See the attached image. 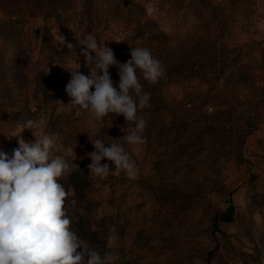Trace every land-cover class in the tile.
Instances as JSON below:
<instances>
[{
	"label": "trees",
	"instance_id": "16d2710c",
	"mask_svg": "<svg viewBox=\"0 0 264 264\" xmlns=\"http://www.w3.org/2000/svg\"><path fill=\"white\" fill-rule=\"evenodd\" d=\"M184 1L160 0L163 8L168 4L170 10L173 8L175 11ZM22 2H26L25 10L29 17H40L44 21L52 18L59 28L71 22L72 29L66 36V43H72L74 49L69 50L66 43L62 45L56 41L47 24H43L37 35L30 39L22 28ZM207 2L189 0L187 7L191 13L200 15ZM229 2L231 6L237 3L244 5L247 28L251 30L249 26L259 0ZM2 3L7 11L5 19H0V149L10 155L18 147L19 138L34 142L32 130L21 131L24 121L33 119L43 121L41 128L34 132L37 138L44 134L52 135L63 150L70 149L73 156H80L79 167H76L67 155L55 149L53 151V156L62 155L72 166L70 174L60 178L69 193L65 204L71 219V230L101 255L112 252L109 240L111 236L116 239L118 247L115 248V255L119 256V260L112 264H141L150 255L153 258L146 264H232L234 258L243 264H260L262 253L259 248L264 246V236L258 235L254 227L256 206L245 213L239 210L232 197L236 187L231 189L226 183L223 171L230 161L238 167L248 162L243 150L248 136L256 130L253 121L259 119V109L264 108V70L261 74L255 73L254 69L258 66L242 62L249 52L243 55L241 48H228L224 40L228 17L210 16L218 26L214 39L205 34L181 40L166 33L148 15L151 0H2ZM111 23H120V30L126 33L123 47H128V50L122 51L117 45L111 47L118 61L123 63L130 59L131 47H146L161 62L163 69L162 76L155 83L145 81L140 74L143 91L150 96L149 105L138 110L146 121L142 144L153 147L154 153H151L157 169L155 179L141 175L139 186L145 189L141 198L149 194L155 200L154 218L160 213L162 216L163 208L188 213L201 203V218L194 223L186 221L188 229L183 233L186 242L190 237H200L201 245L176 247L180 234L170 220L164 221L157 230L149 231L146 227L149 218H145V223L133 235L134 248L128 252L125 243L131 228L129 216L125 217L122 207L127 204V193L133 189L130 184L133 178L130 179L124 172L119 176L100 178L88 169L91 161L85 148L93 146L89 139L96 137L109 144H122L136 162L130 145L123 139L132 122L125 121L122 115L109 114L100 118L99 128L88 136L82 124L76 122L83 121L76 108L66 107L70 99L65 91L69 78L61 74V68L74 57L72 51L79 53L82 47L79 44L85 34L94 35L102 46V37ZM210 26L211 22H208L207 27ZM37 38L40 39L38 43ZM33 49H37V53L33 54ZM47 67L49 70L46 73ZM93 67L90 63L89 68ZM109 71L112 80L118 84L117 67L112 66ZM223 77L228 85H246L252 90L249 98L244 97L238 103L241 108L228 103L221 94L219 82ZM188 80H200L208 85L205 92L190 99L194 102L192 108H186V103L172 100L166 94L168 85ZM259 82L261 85L257 86ZM59 88L64 90L63 107H59L52 95V91ZM212 102L216 104L214 111L208 113V104ZM188 105L191 106V102ZM7 129L18 131V136ZM104 162H107L106 158ZM207 163L210 175L200 178L196 165L201 167ZM110 167L114 165L110 164ZM181 168L185 170L181 172ZM179 177L180 181H177ZM252 177L257 178L255 175ZM97 184L108 185L112 189L127 185L120 195L114 194L110 199V204L115 207L113 213L103 206L102 199L91 196ZM217 197L226 198L225 207L214 202ZM253 198L255 201L261 198L257 208H262L264 193ZM141 211L146 216L143 205ZM246 213L249 217L245 220ZM119 219L122 220L117 225ZM234 223H240L239 233L231 236L223 226ZM247 242L251 250L244 247ZM165 248L170 249L171 254L166 256L165 261H158L154 256L156 251L166 255Z\"/></svg>",
	"mask_w": 264,
	"mask_h": 264
},
{
	"label": "clouds",
	"instance_id": "9594fccd",
	"mask_svg": "<svg viewBox=\"0 0 264 264\" xmlns=\"http://www.w3.org/2000/svg\"><path fill=\"white\" fill-rule=\"evenodd\" d=\"M60 41L65 45L61 34ZM79 45V53L71 52L75 62L79 64L82 56L86 65L91 63L99 71L96 75L91 70L86 75L80 67L69 71L67 105L99 118L122 115L132 122L130 131L123 135L124 141L142 144L146 121L138 110L149 105L150 96L143 91L140 74L149 83L157 82L163 74L161 62L148 48L131 47L130 59L121 63L113 50L105 43L101 46L91 33L85 34ZM66 47L74 49L70 42ZM112 66L118 69V84L111 78ZM42 124V120L27 119L21 131L32 130L35 141L19 138L18 147L10 155L0 149V264H112V256L101 255L71 230L65 204L69 193L60 178L70 174L72 166L62 155L53 156L56 141L52 135L36 137L34 132ZM89 141L94 148L87 153L92 173L105 178L124 172L130 179L135 178L136 162L122 144H109L100 137ZM105 158L107 162L102 163Z\"/></svg>",
	"mask_w": 264,
	"mask_h": 264
},
{
	"label": "rangeland",
	"instance_id": "374dc122",
	"mask_svg": "<svg viewBox=\"0 0 264 264\" xmlns=\"http://www.w3.org/2000/svg\"><path fill=\"white\" fill-rule=\"evenodd\" d=\"M188 1L189 0H185L180 8L175 11L173 10V8H171L170 10L168 4L163 8L161 6L160 0H151V3L149 5L151 7V11L148 10V15L153 18L158 23L159 27L166 33L173 36L175 35L178 38H181V40L191 39V37L196 38L200 35L205 34L211 35L214 39L215 35L217 34L215 30L218 26L217 21H213L210 16L216 15L217 17H220L222 15H225L229 20L224 31V40L228 45V48H241L240 51L243 55L249 52V55L246 56L247 58L245 57L242 62H247L251 65L258 66V68H255L254 71L255 73L261 74V72L264 70V0H259V3L256 7V14L251 25L249 26L251 30L249 31L247 28L248 21L244 16V5L242 4L237 3L236 5L231 6L229 0H208L206 6H204V9L201 10L202 12L200 11V15H198V13L196 14L195 12L191 13V9L187 7ZM22 6H24V9L21 8V14L24 17V24L22 25V28L24 33H26V35H28L30 39H33L34 36L37 35V32L43 24H47L50 27V32L55 37L56 41L61 42L60 34L63 35L65 37V41H67L66 36L69 35L72 29L71 22H66L63 25V28H59L56 26L55 21L52 18L44 21L40 17H29L27 11L25 10V7H27L26 2H22ZM6 11L7 7H5L2 3V0H0V19H5ZM209 19L211 20L209 21ZM208 22H211L210 28L207 27ZM120 26V23H111L107 31L104 33V36L102 37V44L105 43V46L109 48H111L113 45H117V47H119L122 51L125 49L128 50V47H123V37L126 33L125 31L122 32L120 30ZM39 40L40 39L37 38L36 42L38 43ZM31 52L35 54L37 53V49L31 50ZM78 62L80 66L75 62V57L68 59L66 64L61 68V74L64 77L70 79L71 77L69 71L76 70L79 67V71L83 73L89 74L91 70L93 75L98 74V70H96L95 67L89 68V65L85 64L82 56L79 58ZM228 74L229 71L226 74L227 77ZM258 85H261V83H257V86ZM219 87V89L221 90V94L226 97L228 103H231L232 105H238L239 108H241V106L238 103L243 101L244 97L249 98L252 95V90H250L249 87H247L246 85L243 86L241 84L228 85L226 83L225 77L220 80ZM207 89L208 85L206 84V82H202L200 80H188L168 85L166 87V94L172 100H181L182 103H186V108H192L194 102H192L190 99H192L196 94H202ZM63 93L64 90L62 88L52 91V95L56 98L59 107L64 106V98L62 97ZM69 100L67 101V104ZM189 102H191V106L188 105ZM215 105L216 104L214 102L208 104V108H212V110L208 111V113H212L214 111ZM66 107L75 108L71 105H67ZM260 112L261 114H258L259 119L253 121V123H255L254 125H256V130L252 135L248 136L244 145L243 153L248 162L238 167L232 161H230L224 169L223 173L226 176L225 181L231 186V189L236 187L232 197L235 203L238 205L239 210L245 213L249 208H253L254 206H256V212L253 215L255 223L254 227L258 235L264 236V205L262 206V208H257L260 204L261 198H259L257 201H255L253 198L254 195L264 193V158L262 156L264 155L263 107L259 109V113ZM78 114L83 118V121H81L82 123H80V121L76 122L78 124H82L81 127L83 126L84 130L87 132L86 134L89 136L95 133L99 128L100 118L87 111H78ZM7 131L13 135H16L18 133V131H10L9 129H7ZM55 141V150L60 153H64V155H67L73 165H75L73 162L77 164L80 161V156H73L70 149L63 150L56 138ZM85 149L88 150V152L94 150L93 146L86 147ZM130 150L136 158L138 172L135 178H133V181L130 183L131 186H133V189L129 190V192L127 193V204L122 207V209L125 210L126 213L125 217L129 216L128 222H130L129 228H131L129 236H127L125 243L127 251L129 252L134 248V246L132 245L133 235H135L137 228L145 223V218H149L147 219L146 223V227L147 229L149 228V231H153L154 229L157 230V228H159L164 221L170 220L175 227L176 232L181 236H179L178 238L179 240L177 241L176 247H180V245L184 247L190 244H203L200 237H197L196 239L190 237L188 238L187 242L183 237V233H185L188 229L185 222L187 221V223H194V221H197L201 218V203L190 209L188 213H177L176 211H169L168 209L163 208V210L161 211L162 216L160 213L157 217L154 218L153 215L156 208H154L153 206L155 205V200L149 194L145 195L144 199H142L141 195L145 192V189L139 186L141 175L145 178H156L155 175L157 173V169L154 164V156L151 153L154 151L153 147L148 148L143 144H136L130 145ZM194 162H197V160ZM196 167L198 168L196 172L199 174L200 178L202 177V175H210V171L208 169L210 167L209 163L201 167L200 165H196ZM180 170L181 172H183L185 169L181 168ZM252 175L257 176V178L254 179ZM177 181H180V177L177 178ZM126 186L127 185L120 186L119 189L118 187L116 189H112L108 185L97 184L95 189L91 192V196L102 199L104 201L103 206L108 207L107 209L110 210L111 213H113L115 211V207L113 204H110V199L114 194L120 195L126 188ZM225 200V197H217L216 199H214V202H218L221 207H225ZM142 205L146 216H144L143 212L141 211ZM248 217L249 216L246 213L245 220ZM121 220L122 219H119V221L116 222L117 225L120 224L119 222H121ZM223 228L231 236L238 235L240 223L225 225L223 226ZM163 229L167 230L165 226H163ZM232 239L236 240L235 237H232ZM117 245L118 243L116 239L111 236L109 240V247L112 249V252L109 254V256L113 257L112 263L116 260H119V256L115 255V248L118 247ZM244 245L245 248L251 250L248 242ZM259 250L262 253L260 264H264V246L261 245ZM159 251L160 250H157V254L154 255L158 258V261H165L167 259L166 256L171 254L170 249L168 248H165L166 255L163 253L159 254ZM152 258L153 256L151 255L148 258L145 257L141 264H146L147 261ZM232 264L243 263L238 258H234Z\"/></svg>",
	"mask_w": 264,
	"mask_h": 264
},
{
	"label": "built area",
	"instance_id": "2783aa9c",
	"mask_svg": "<svg viewBox=\"0 0 264 264\" xmlns=\"http://www.w3.org/2000/svg\"><path fill=\"white\" fill-rule=\"evenodd\" d=\"M212 110V108H208V111H211Z\"/></svg>",
	"mask_w": 264,
	"mask_h": 264
}]
</instances>
